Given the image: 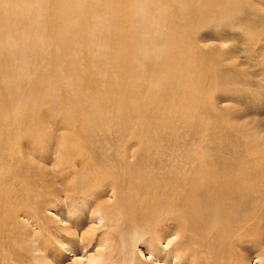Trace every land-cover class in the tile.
Instances as JSON below:
<instances>
[{"label": "bare ground", "instance_id": "1", "mask_svg": "<svg viewBox=\"0 0 264 264\" xmlns=\"http://www.w3.org/2000/svg\"><path fill=\"white\" fill-rule=\"evenodd\" d=\"M88 248L264 264V0H0V264Z\"/></svg>", "mask_w": 264, "mask_h": 264}, {"label": "rangeland", "instance_id": "2", "mask_svg": "<svg viewBox=\"0 0 264 264\" xmlns=\"http://www.w3.org/2000/svg\"><path fill=\"white\" fill-rule=\"evenodd\" d=\"M50 212L54 214L53 209L46 210L47 214L50 213ZM91 252H92V250L90 248H88L87 251H85V250L83 251L82 255L79 253V254L76 255V257L85 264L86 263L85 260L89 257V255L92 254ZM67 253H69V252L67 251ZM142 254L146 255L145 257H147L146 253H142ZM142 257L144 258V256H142Z\"/></svg>", "mask_w": 264, "mask_h": 264}]
</instances>
